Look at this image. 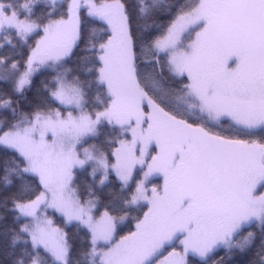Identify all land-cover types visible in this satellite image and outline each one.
<instances>
[{
    "label": "snow or ice",
    "instance_id": "1",
    "mask_svg": "<svg viewBox=\"0 0 264 264\" xmlns=\"http://www.w3.org/2000/svg\"><path fill=\"white\" fill-rule=\"evenodd\" d=\"M0 264H264V0H0Z\"/></svg>",
    "mask_w": 264,
    "mask_h": 264
}]
</instances>
